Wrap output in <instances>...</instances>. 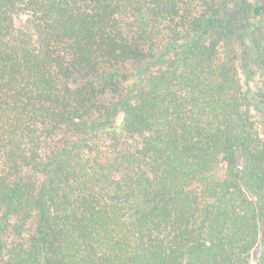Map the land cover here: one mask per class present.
<instances>
[{
  "label": "trees",
  "instance_id": "16d2710c",
  "mask_svg": "<svg viewBox=\"0 0 264 264\" xmlns=\"http://www.w3.org/2000/svg\"><path fill=\"white\" fill-rule=\"evenodd\" d=\"M0 264H264V0H0Z\"/></svg>",
  "mask_w": 264,
  "mask_h": 264
},
{
  "label": "rangeland",
  "instance_id": "374dc122",
  "mask_svg": "<svg viewBox=\"0 0 264 264\" xmlns=\"http://www.w3.org/2000/svg\"><path fill=\"white\" fill-rule=\"evenodd\" d=\"M241 82L243 84V88L244 90L251 87L252 83L248 84V82H246L245 78H241ZM250 85V86H248ZM120 119H121V113L118 115L117 117V122H120ZM257 248H255L253 251H252V254H251V261L254 263L256 261V258H257V255H258V252H257Z\"/></svg>",
  "mask_w": 264,
  "mask_h": 264
}]
</instances>
